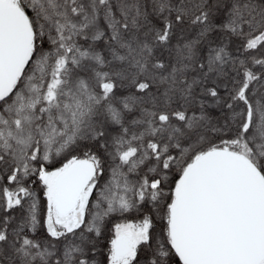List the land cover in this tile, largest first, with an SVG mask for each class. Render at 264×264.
<instances>
[{
	"label": "snow or ice",
	"instance_id": "1",
	"mask_svg": "<svg viewBox=\"0 0 264 264\" xmlns=\"http://www.w3.org/2000/svg\"><path fill=\"white\" fill-rule=\"evenodd\" d=\"M0 264H264V0H0Z\"/></svg>",
	"mask_w": 264,
	"mask_h": 264
}]
</instances>
